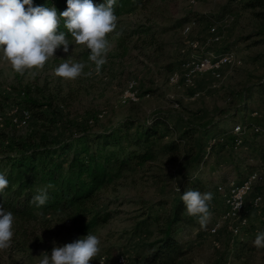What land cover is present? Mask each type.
I'll return each instance as SVG.
<instances>
[{
    "label": "rangeland",
    "instance_id": "374dc122",
    "mask_svg": "<svg viewBox=\"0 0 264 264\" xmlns=\"http://www.w3.org/2000/svg\"><path fill=\"white\" fill-rule=\"evenodd\" d=\"M225 1L155 0L145 11L119 17L115 31L107 36L111 47L99 73L94 71V63L88 60L89 50L76 45H70L68 53H64L62 48L57 49L43 69L33 70L36 73L34 76L28 72L20 75L0 61V117L10 119L16 113V107H20L15 101L29 95L42 101L49 96L54 98V110L49 112L53 122L49 127L51 135L56 137H61L62 133L71 135L82 129L98 131L103 128L102 125L126 116L148 119L158 111L185 116L190 123L212 116L218 109L238 100V93L244 84L264 74V30L261 31L262 35L257 34L259 29L264 28L259 21L248 16L239 4L234 6L235 11L229 12L234 15V20L219 27L220 40H211L213 37L209 26L223 16L222 5ZM193 18L198 19L197 25L187 35L183 26ZM152 33L153 37L150 36ZM187 37L200 41V51H234L242 57L243 64L226 67L222 80H216L211 74L198 77L196 90L200 95L195 97L193 90L169 83L170 73L195 51L187 46ZM68 38L71 42V37ZM66 60L84 63L86 67L83 71H92V75H82L74 81L56 77L54 68ZM132 79L139 81L140 98L123 103L122 95ZM251 105L257 106L256 102H250ZM262 108L264 106L259 110ZM261 113L257 117L248 115L245 118L248 123H264ZM37 127L38 123L32 119L27 126L16 125L14 133L19 139H24L35 135ZM255 133L248 131L245 134L247 142L234 147L232 159L225 153L220 156L214 154L210 158V166L201 172L204 179L212 178L219 185L228 180H243L248 169L264 173V130ZM221 157L224 160L219 161ZM165 159L163 155L157 163L165 167L162 171L166 176L153 179L144 175V170L136 169L118 179L119 183L103 196L101 207L112 211L113 216L91 232L101 240V251L90 264H114L120 254L126 255V264L146 262L150 251L144 249L143 243L156 237L155 227L146 236L132 237L127 231L139 219L142 207L180 182L182 161L165 165ZM254 192H261L264 196V180ZM217 196L218 201L210 207L212 215L205 230L223 212L224 198L220 194ZM252 197L253 193L247 198V208L242 215L249 225L243 235L245 237L249 232L256 234L263 229L260 213L264 209V202L258 209L251 208ZM15 226L14 222L13 231ZM71 227L69 223L62 225L60 221L52 222L49 227H37L38 237L43 242H32L26 251L29 255L17 251L12 239L11 247L0 251V264H39L41 253L50 255L54 242L55 246L62 247L73 240L70 238ZM200 229L191 228L184 234L189 241L188 247L192 249L190 264H219L234 241L240 239L231 235L226 228L219 235H211L207 230L199 233ZM214 240L218 241L219 246L214 245ZM101 258H104L103 263ZM227 263L239 264V261L229 260Z\"/></svg>",
    "mask_w": 264,
    "mask_h": 264
},
{
    "label": "trees",
    "instance_id": "16d2710c",
    "mask_svg": "<svg viewBox=\"0 0 264 264\" xmlns=\"http://www.w3.org/2000/svg\"><path fill=\"white\" fill-rule=\"evenodd\" d=\"M104 2L93 0L96 5ZM154 2L116 0L114 12L119 18L145 11ZM238 4L264 28V0H226L222 5L223 16L218 22L232 15L229 12L235 11L234 6ZM33 6L55 7L59 16L67 9V0H33ZM262 30L259 29L257 34L262 35ZM60 31L66 32L63 19L57 32ZM150 36L153 37L154 33ZM238 94V100L196 122L190 123L179 114L174 116L171 112L158 111L148 119L126 116L102 125L98 131L82 129L71 135L62 133L61 137L50 133L49 125L53 119L49 112L55 107L53 97L49 96L44 101L30 95L19 98L16 104L20 109L31 111V120H35L38 127L35 135L19 139L14 133L17 124L12 117L6 118L2 126L0 122V174L9 181L8 187L0 193V205L15 217L13 239L16 250L27 254L32 242L42 243L36 228L49 227L52 222L60 221L62 225L69 223L72 226L70 238L73 240L68 243L103 226L113 216L112 211L101 207L103 196L119 183L118 179L136 169L144 170L143 174L153 179L166 176L162 171L165 167L157 163L165 155V165L182 161L180 182L142 207L139 219L127 233L132 237L146 236L155 227L156 237L143 243L144 249L150 251L143 264H190L192 249L188 247L189 241L184 234L188 229L201 226L197 218L185 214L180 197L188 189L200 192H212L214 189L210 207L218 201L216 181L204 179L201 172L210 166V158L214 154L220 156L225 153L232 159L236 142L239 139L242 144L247 142L246 133L233 131L235 124H245L246 116L264 106V74L244 84ZM250 102H256L258 107L250 106ZM222 160L224 158L221 157L219 161ZM247 171L249 173L251 169ZM49 184L53 187L48 189L46 205L37 208L30 204L37 190ZM260 219L261 231H264V209ZM248 227H244L238 236L240 239L234 241L219 264H228L229 260H237L239 264H264V249L253 246L257 233L249 232L243 236ZM206 230L201 228L199 233Z\"/></svg>",
    "mask_w": 264,
    "mask_h": 264
},
{
    "label": "clouds",
    "instance_id": "9594fccd",
    "mask_svg": "<svg viewBox=\"0 0 264 264\" xmlns=\"http://www.w3.org/2000/svg\"><path fill=\"white\" fill-rule=\"evenodd\" d=\"M116 0H105L96 5L93 0H67V9L57 15L55 7L33 6V0H0V61L24 75H35L33 70H41L54 57L57 49L69 52L70 45L82 46L89 50L88 60L94 63L96 73L106 63L110 50L108 34L117 27L114 12ZM63 19L65 31L57 32ZM71 37V42L69 40ZM84 63L66 60L54 68V75L63 80L74 81L85 73ZM9 181L0 174V193L8 187ZM51 184L38 189L30 204L40 208L49 200ZM182 200L186 215L197 218L201 228H205L211 218L210 204L213 193L188 189ZM14 215L0 205V251L11 247L14 236ZM253 246L264 249V231L256 234ZM101 251V240L89 232L64 246H55L51 254L41 253L39 264H90Z\"/></svg>",
    "mask_w": 264,
    "mask_h": 264
},
{
    "label": "built area",
    "instance_id": "2783aa9c",
    "mask_svg": "<svg viewBox=\"0 0 264 264\" xmlns=\"http://www.w3.org/2000/svg\"><path fill=\"white\" fill-rule=\"evenodd\" d=\"M233 20L232 15L225 16L221 21L212 23L209 26V32L213 37V42L219 41L221 38L220 26H225ZM197 25V20H189L183 27L185 34L190 35L192 29ZM186 44L193 49L191 54L185 57L177 69L173 70L169 75V83L177 87H184L193 90L194 96L200 95L197 91L198 77L205 74H211L216 80H222L224 77V69L226 67L241 66L243 59L236 52L228 50L223 53H214L200 51V41L196 38L187 37ZM138 79H132L122 95V102L137 101L138 95ZM264 116V108L254 111L251 116L257 117L259 114ZM13 122L18 126H27L32 118L31 111L28 109H20L16 107V113L12 116ZM1 126L5 122V118L0 117ZM264 123H239L234 127V133L262 132ZM242 144L239 139L236 142L238 147ZM264 180V173L261 170H253L249 172L242 181L228 180L226 183L217 185V192L224 198V209L222 214L213 222L208 232L211 235L218 234L221 230L227 229L234 236L243 233L244 227L247 226V219L242 218L247 207V198L253 193L251 207L258 209L264 202V196L261 192H254L258 184ZM214 245L219 246L218 241L214 240ZM126 255L120 254L114 264H126ZM104 262V258H101Z\"/></svg>",
    "mask_w": 264,
    "mask_h": 264
},
{
    "label": "crops",
    "instance_id": "0c3cea01",
    "mask_svg": "<svg viewBox=\"0 0 264 264\" xmlns=\"http://www.w3.org/2000/svg\"><path fill=\"white\" fill-rule=\"evenodd\" d=\"M251 117V116H250Z\"/></svg>",
    "mask_w": 264,
    "mask_h": 264
}]
</instances>
